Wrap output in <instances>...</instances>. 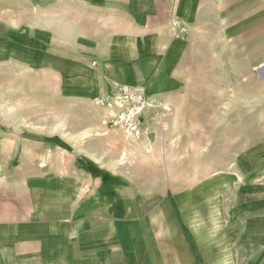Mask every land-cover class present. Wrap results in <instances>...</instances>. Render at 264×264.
I'll use <instances>...</instances> for the list:
<instances>
[{
  "label": "crops",
  "instance_id": "1",
  "mask_svg": "<svg viewBox=\"0 0 264 264\" xmlns=\"http://www.w3.org/2000/svg\"><path fill=\"white\" fill-rule=\"evenodd\" d=\"M174 20L188 30L183 41ZM194 48L264 70L254 71L264 0H0V65L48 76L76 101L115 82L170 102ZM12 117L0 111V264H264V185L256 193L253 176L230 188L231 176H215L207 206L200 180L196 190L161 189L94 162L30 171L14 155L30 133Z\"/></svg>",
  "mask_w": 264,
  "mask_h": 264
},
{
  "label": "rangeland",
  "instance_id": "2",
  "mask_svg": "<svg viewBox=\"0 0 264 264\" xmlns=\"http://www.w3.org/2000/svg\"><path fill=\"white\" fill-rule=\"evenodd\" d=\"M177 79L167 98L173 116L133 145L116 133L103 134L101 111L90 101L73 100L52 78L11 65H0V111L12 112L14 127L30 133L29 149L14 152L16 158L23 154L30 171L36 164L52 171L89 170L94 162L106 176H138L161 189L196 190L200 180L210 196L207 206L214 203L209 182L215 176H231L228 188L253 176L254 191H262L264 70L230 67L225 54L194 48Z\"/></svg>",
  "mask_w": 264,
  "mask_h": 264
},
{
  "label": "built area",
  "instance_id": "3",
  "mask_svg": "<svg viewBox=\"0 0 264 264\" xmlns=\"http://www.w3.org/2000/svg\"><path fill=\"white\" fill-rule=\"evenodd\" d=\"M171 31L175 39L185 40L188 30L180 20H174ZM94 65V63H93ZM264 69V52L262 61L254 69ZM92 105L101 111L100 125L103 134L116 133L123 144L133 145L162 129L173 116L172 106L156 95L146 93L141 85L112 83L104 96L92 100Z\"/></svg>",
  "mask_w": 264,
  "mask_h": 264
}]
</instances>
